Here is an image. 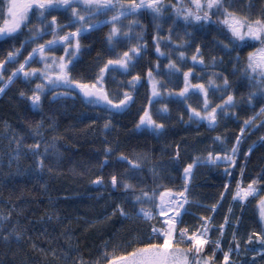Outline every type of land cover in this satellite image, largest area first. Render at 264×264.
Instances as JSON below:
<instances>
[{
  "label": "trees",
  "instance_id": "trees-1",
  "mask_svg": "<svg viewBox=\"0 0 264 264\" xmlns=\"http://www.w3.org/2000/svg\"><path fill=\"white\" fill-rule=\"evenodd\" d=\"M124 2L126 3L127 0ZM163 2L165 5L174 4L176 7L172 11L165 10L160 20H154L149 9H140L137 13L121 18L120 23L126 25V31L129 26L131 27V36L140 34L143 37V41L147 44V54L142 53V59H138L136 68L132 70L133 74L139 73L143 77L136 90L131 93L135 103L120 114L112 115L103 110V104L98 106L89 104L76 92L71 93L67 99L53 103L54 94L48 92L50 86L44 89L45 94L40 108L33 109L27 96L35 89L37 83H45V81L31 77L25 84L22 74L14 78L13 83L9 84L5 92L1 94L0 214L8 216V220L0 230V264H47L46 259L42 258L52 255L50 249L40 246L45 244V241L40 239L32 240L33 238L30 237L26 239V242L22 239L17 245L10 243V239L8 241L3 239L5 232L19 220L22 228L38 227L39 232L57 236L60 244L52 250L66 251L68 255L77 259L74 264H80L81 260L84 264H95L96 261L103 264L102 253L106 250V244L110 246L109 254L113 248L116 249L117 254H124L130 250L128 245L133 241H136L132 245L133 248L141 246L138 242L150 234L149 224L159 225L156 221L128 222L116 212L115 206L124 203V193L122 190H113L107 186L109 174L117 171L125 172L128 168L126 164H117L118 156L121 153L129 159H133L137 154L147 156V160L141 163L142 171L138 174V179L133 183L141 184L146 190L158 188L162 184L175 191L179 190L184 183L182 172L184 165L195 161L197 157L206 158L209 151L217 152L221 148L225 153L230 154L229 149L234 145L235 138L240 136L241 129L244 130V134L240 136L241 144L236 157V167H228L221 163L219 166L201 164L195 168L194 179L189 188L190 204L187 205L190 215L185 216L184 220L189 227L198 224L200 216H212L216 225L222 223L226 216L231 224L239 223V229L227 228L222 240L225 251L231 244L232 231L237 232L244 249L246 247L244 238L264 226L260 221L259 200H257L260 196H264V180L260 179L264 176V116L256 119L248 127L244 124L245 120L256 116L260 107L264 105L256 106L253 111L249 105L241 101V97H247L250 90L255 91L252 81L245 78L244 72L248 53L255 51L260 45L256 41L246 40L244 46L239 49L238 64L235 62L234 54L231 65L228 62L229 58H225L223 68L213 67L208 58L209 54L210 52L218 53L219 50L212 43V37L224 40V35L216 32L215 29H208L207 26L198 32L189 28L188 32L192 33L193 44H199L203 49L205 64L203 66L199 63L194 64L191 60V56L196 54L193 47L183 48L185 58L179 61L178 53L173 49L177 43L183 42L185 26L183 20L176 17V11L180 4L190 6V0H163ZM247 2L248 0H245V4ZM252 3L254 7L251 9L238 7L237 12H244L253 17L258 16L261 9H264V0H252ZM40 17V10L32 8L25 22L27 27L21 28L17 39L0 38V59H4L8 51L23 46L22 56L18 58L20 62H23L27 52L36 47L35 44L30 46L25 44V41L32 38L30 29L43 27L38 20ZM107 19H111V13L97 17L99 21ZM213 19L215 21L219 17ZM50 21L51 19L49 23ZM57 21L59 24V20ZM69 22V19L61 17L62 25ZM157 24L160 25L159 31L165 37L160 43L162 51L166 53L164 57L159 58L161 75L157 79L166 86V95L163 100H166L168 112L166 118H162L160 116L162 105L155 103L152 116L166 125L165 132L161 136H155L149 131L137 128L139 117L143 114L142 109L148 107L147 99L150 96L144 73L147 67L157 62L152 40L157 33ZM169 27L177 33L172 36L171 48L166 39ZM110 29L111 25L108 24L82 34L81 50L73 60L75 71L72 75L75 78L86 80L94 76L98 72L97 64L110 56L119 55L138 42L135 39L129 41L121 35L120 43L108 44L106 37ZM74 30V27H64L58 31L63 34ZM50 32L49 30L47 33ZM41 35H44L43 40L37 37L41 43L52 39L50 34L42 33ZM249 45H255V47ZM112 48H115V53L111 51ZM70 51H72L71 48H69ZM170 51L171 58L177 60L183 70L190 67L194 69L190 78L193 83L200 82L207 85L208 80L214 78L213 74L221 71L228 75L231 90L236 94L237 107L230 110L229 118L218 120V125L214 129L210 128L207 122L198 121V118L189 119L192 116V113L188 111L189 107L196 108L198 111L202 109V94L194 90L186 98L175 95L183 88L184 81L180 74L172 77L164 75L167 72L165 67L168 63L167 53ZM52 55L55 57L65 55L64 45H57ZM30 63L32 67H43L39 56H35L34 61ZM5 67L7 71L0 78V87L7 83L9 75L18 67V64ZM233 71L237 73L235 76L232 75ZM107 79V90L110 97L115 100L116 93L123 91L118 88L119 83L131 78L115 72L111 73ZM21 91L26 93L24 97L20 96ZM169 91L172 92L171 96ZM220 98L219 91L209 88V99L213 103H219ZM107 120H111V124L106 128ZM217 136L222 138L223 143L215 142L214 138ZM35 143H40L41 153H44L45 147L48 149L45 153L47 159L43 170L38 169L36 165L40 157H34L31 154L32 150L29 146ZM177 145L180 146L179 166L173 161ZM250 147L253 148L252 154L245 156ZM108 148L115 153L108 158L113 166L102 168L100 165L106 158L105 150ZM178 167L179 170H177ZM226 167L231 173L229 176L224 174ZM241 169H243V175H241ZM98 175L104 176L103 185L97 186L92 183ZM252 179L258 181L256 185L259 191L258 196L249 199L247 206L234 202L232 194L235 192L236 185L241 184L246 187ZM225 184L229 186L227 191L224 188ZM221 194L224 195L223 200L219 199ZM213 204L218 205L215 213L209 211ZM124 206L128 205L124 203ZM143 207L151 208L152 206L145 204ZM214 232L213 228V239L216 238ZM249 246L260 247L257 243ZM216 255L219 258L221 253L218 251ZM232 258L235 261H243L240 256L233 255ZM246 260L249 259L246 258Z\"/></svg>",
  "mask_w": 264,
  "mask_h": 264
},
{
  "label": "snow or ice",
  "instance_id": "snow-or-ice-1",
  "mask_svg": "<svg viewBox=\"0 0 264 264\" xmlns=\"http://www.w3.org/2000/svg\"><path fill=\"white\" fill-rule=\"evenodd\" d=\"M175 7L174 4L165 5L163 0H139V3H137V0H127L126 3L124 0H0V21H2L0 23V38L17 39L21 28L27 27L25 22L32 8L40 10V25H44V21L47 19L44 14L48 12L51 21L47 27L52 29L50 33H45L44 27H35L29 30L32 38L25 41V44L29 46L35 44L36 47L27 52V55L23 57V62L18 59L24 51L23 46L8 51L6 57L0 59V78L7 71L6 65L18 64V67L9 75L7 83L0 87V93H4L8 85L13 83V78L22 74L25 78V84L29 82L31 77L45 81V83H37L35 89L27 96L33 109L40 108L45 94L44 89L46 86H50L48 92L56 93L52 98L53 103L67 99L71 93L76 92L87 103L97 106L102 103L103 110L112 115H118L135 103V98L131 93L136 90L143 77L139 73L133 74L132 70L136 68L138 59H142V53L147 54V44L140 34L135 37L130 35L132 31L130 26L128 31L121 33V29L116 25L120 23L121 17L130 16L140 9L151 10L153 19L160 20L165 10L172 11ZM238 7L251 9L254 5L252 0H248L247 4H245V0H190V6L180 4L176 11V17L183 20L185 38L182 43H177L173 50L178 53L179 61H183L185 51L182 49L193 47L196 54L191 56V60L194 64L199 63L203 66L205 64L203 49L199 44H193V36L192 33L188 32V29L192 28L198 32L207 26L208 29H215L216 32L224 35V40H217L215 36L212 37V43L219 52H210L208 57L213 67L220 66L223 68L225 58H229L228 62L231 65V58L234 54L235 62L239 63V49L244 46L246 40L258 42L260 47L248 53L247 66L244 72L245 78L252 81V87L255 91L250 90L247 97H241V101L255 111L256 106L264 105V9H261L258 16L253 17L244 12H237ZM57 9H64L71 14L70 23L65 27H74V31H67L62 34L56 30L59 25L57 16L53 12ZM109 13H111L110 21L97 20L99 15L107 16ZM214 17H219V19L214 21ZM108 24L111 25V29L106 37V43H120L119 37L121 35L129 41L135 39L138 42L119 55L110 56L97 64L98 72L94 76L88 77L86 80L75 78L72 75L75 71L73 58L81 50L80 38L82 34ZM156 27L157 33L152 37V40L157 62L155 65L147 67L144 73L150 88V96L147 99L148 107L142 109L143 114L139 117L137 128L149 131L155 136H161L165 132L166 125L164 122L154 119L150 111L155 102L162 105L160 109L162 118H166L168 112V106L163 102V92L167 89L161 80L157 79L161 75L159 58L166 55L162 51L160 43L161 39L165 37L159 31L160 25L157 24ZM42 33L45 35L50 34L52 39L44 43L39 42V40L44 39ZM173 35H177V33L174 32L172 27H169L166 39L170 48ZM59 44L64 45L65 55L55 57L52 53ZM249 46L255 47V45ZM69 48L72 49L71 53H69ZM111 51L115 53V48H112ZM35 56H39L40 62L43 64L42 68L31 66L30 62L34 61ZM167 56L168 63L165 65L167 72L164 75L172 77L180 74L184 81L183 88L175 95L186 98L189 91L195 89L198 94L203 96L201 110L198 111L196 108L189 107L188 111L192 113L189 119L198 118V121L207 122V125L214 129L218 125V120L229 118L230 110L235 109L237 104L236 94L231 90L228 75L221 71L214 73V78L209 79L207 85L200 82L193 83L190 78L194 69L190 67L183 70L178 61L171 58V51L167 53ZM115 72L131 79L119 83L118 88L123 91L117 92V98L114 100L110 97L106 85L108 84L107 77ZM236 74L233 71L232 75L235 76ZM257 77H259V80H257ZM113 83H115L114 78ZM209 88L221 93L219 103H213L209 99ZM60 89H63V93L59 91ZM25 95L24 91L20 92L21 97ZM169 95L171 96L172 92L169 91ZM262 116H264V107H260L256 116L244 121L245 127L252 125L256 119ZM110 124L111 120H107L105 127H109ZM243 134L244 130L241 129L240 136H243ZM240 136L235 138L234 145L229 149L230 154L225 153L224 149L221 148L217 152L209 151L206 158L197 157L195 161L184 165L182 167L184 183L179 190L175 191L162 184L158 188L153 187L146 190L141 184L133 183L138 179V174L142 171L141 163L147 160V156L137 154L133 159H129L128 156L121 153L117 158V164H126L128 166L127 171L110 173L107 182V186L111 189L123 191L124 203L128 205L127 207L124 206V203L116 205V212L125 221L150 222L155 220L159 227L149 224L150 234L138 242L141 246L133 248L132 245L136 241L130 242L128 245L130 250L124 254H117L114 248L111 249V254H109L108 249L110 246L106 244V250L102 253L103 264H236L232 257L233 255L239 257L242 248L237 232L232 231V243L228 245L226 251L223 250L221 241L225 235V229H238L239 223L231 224L226 216L222 223L216 225L212 216H200L198 217L199 223L189 227L185 223L184 217L190 215L186 206L190 204L189 184L194 179V168L201 164L204 166H219L221 163L228 167H236V157L241 144ZM214 139L215 142L223 143L220 136ZM19 146L18 144V148ZM29 147L32 150V156L40 157L36 161V165L38 169L43 170L47 159L45 155L48 151L47 147H45L44 153L39 151L41 148L40 143L32 144ZM252 152L253 148L250 147L245 156H250ZM112 155H115V153L111 148L105 150L106 158L100 165L102 168L113 166L108 159ZM180 159V146L177 145L173 161L179 166ZM177 170H179V167ZM224 174L225 176L231 175L227 171V167ZM153 175H156L155 169ZM241 175H243V169H241ZM260 179L264 180V176H261ZM92 183L103 185L104 176L98 175L92 180ZM257 183L256 179H252L246 187L237 184L232 199L243 203L248 201L249 197L257 196ZM228 187L227 184L224 185L225 191ZM223 198L224 195L221 194L219 199L223 200ZM145 204H150L152 207L145 208L143 207ZM258 206L260 208V220L264 224V196H260ZM217 207V204H213L209 211L215 213ZM229 212L231 213V209H229ZM6 219L8 218L6 217ZM213 228L215 229V239L212 238ZM10 235L17 241L21 239L15 228H13ZM3 239L5 241L9 240V236H4ZM254 243L259 244L260 247H245L244 251L256 255L250 260L242 261V264H264V227L259 231L251 232L244 238L245 245H253ZM51 251L55 259L57 252L55 250ZM218 251L221 253L219 258L216 255ZM60 259L67 261V257L63 253H60ZM71 264H74V262H71ZM80 264H84V261L81 260ZM95 264H99V261H96Z\"/></svg>",
  "mask_w": 264,
  "mask_h": 264
},
{
  "label": "rangeland",
  "instance_id": "rangeland-1",
  "mask_svg": "<svg viewBox=\"0 0 264 264\" xmlns=\"http://www.w3.org/2000/svg\"><path fill=\"white\" fill-rule=\"evenodd\" d=\"M53 14L54 15H56L57 17H59L57 20H59V28L58 29H56L57 31L59 30L60 31V29L61 28H64L65 27V25H68L69 23H67V24H65V25H62L61 24V17H65L66 19H69L70 20V17H71V14L69 13V12H66L64 9H57V10H55L54 12H53ZM45 15V17H47V19H45V21H44V25H42L43 27H44V30H45V32L47 33L49 30L50 31H52V29L51 28H48L47 27V25L48 24H50L49 23V20L51 19V16H49V14L48 13H46V14H44ZM38 20H39V22H40V20H41V17L40 18H38ZM58 22V21H57ZM0 23H2V21H0ZM118 28H120L121 29V33H123L124 31H126V25L124 24V23H118ZM63 45V44H62ZM72 52V51H71ZM70 53V52H69ZM69 58H71V57H69ZM73 60H74V58H73ZM150 89V88H149ZM195 89H191L190 91H189V93L191 92V91H194ZM61 93H63V89H60L59 90ZM188 93V94H189ZM53 94L54 95H56V93L55 92H53ZM187 94V95H188ZM165 95H166V92L164 91L163 92V99L165 98ZM163 102L164 103H166V100H163ZM154 106H155V102L153 103V105H152V107H151V114L153 115L154 114ZM161 109V108H160ZM138 130H142V129H138ZM257 192H258V190H257ZM259 193V192H258ZM257 196H258V194H257ZM257 196H254L255 198L257 197ZM254 197H250V198H254ZM257 200H259V198H257ZM233 201H235V200H233ZM240 203V202H239ZM247 204H248V202H246V203H240V205L241 206H247ZM187 207V206H186ZM258 210L260 211V208H258ZM6 217L8 218V216H6L5 214H0V230H2L3 229V227H4V223L8 220V219H6ZM20 221V220H19ZM19 221H15L14 222V224L12 225V227H10L9 228V230L8 231H6L5 232V236H9V239H10V243H13V244H15V245H17V244H20L21 243V241H22V239H23V241H25L26 242V239H28V238H33L32 240H36V239H40V240H43V241H45V244L44 245H40V246H44L46 249H50V250H52V248H55V247H57L60 243H59V238L57 237V236H55V235H46L43 231L42 232H39V228L38 227H33V229H30V228H28V227H26V228H22L21 227V224H20V222ZM261 221V220H260ZM262 223V222H261ZM13 228H15L16 229V231L20 234V236H21V239L19 240V241H17L13 236H11L10 235V233L12 232V230H13ZM239 229V228H238ZM46 236L48 237V238H46ZM25 237H27V238H25ZM46 239V240H45ZM8 241V240H7ZM230 242L232 243V236H231V240H230ZM9 243V242H8ZM34 243H36V242H34ZM23 245V244H22ZM48 245V246H47ZM247 248H252L251 246H249V245H245ZM60 253H63L66 257H67V261H65V260H61L60 259ZM45 255V254H44ZM240 255H241V257L243 258V261H244V259L246 260V258H248L249 260L253 257V256H255L256 254L255 253H252V252H246V255H244V253L242 252V249H241V253H240ZM42 259H46V261H47V264H71V262H74V263H76L77 262V259H75L73 256H70V255H68L67 254V252L66 251H63V252H57V256H56V258L54 259L53 258V255H51L50 257H48V256H44V258H42ZM257 259H259V257H257ZM26 264H32V263H26Z\"/></svg>",
  "mask_w": 264,
  "mask_h": 264
},
{
  "label": "bare ground",
  "instance_id": "bare-ground-1",
  "mask_svg": "<svg viewBox=\"0 0 264 264\" xmlns=\"http://www.w3.org/2000/svg\"><path fill=\"white\" fill-rule=\"evenodd\" d=\"M250 198V197H249ZM249 198H248V200H249ZM237 202V201H236ZM246 202H248V201H246ZM246 202H243V203H246ZM242 252L245 254V251H244V249H242Z\"/></svg>",
  "mask_w": 264,
  "mask_h": 264
}]
</instances>
